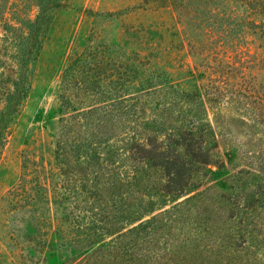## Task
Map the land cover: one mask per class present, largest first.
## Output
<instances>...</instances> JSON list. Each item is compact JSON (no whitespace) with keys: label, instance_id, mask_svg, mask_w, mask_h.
<instances>
[{"label":"rangeland","instance_id":"rangeland-1","mask_svg":"<svg viewBox=\"0 0 264 264\" xmlns=\"http://www.w3.org/2000/svg\"><path fill=\"white\" fill-rule=\"evenodd\" d=\"M35 1L0 0V111L17 83L26 24L37 14ZM175 1L176 8L167 6L165 0H63L62 9L54 13L49 31L40 39V51L27 69L28 96L0 143V264H118V249L113 245L103 250L100 244H90V231L83 230L82 225L77 229L73 219L88 217L97 226L107 224L114 232L126 231L172 207L180 208L183 217L177 224L162 225L158 233L144 238L150 249L166 241L171 248L181 244L188 248L183 252L190 259L191 240L200 242V247L213 244L214 250L236 241L235 232L217 222L214 214L219 212L226 219L235 195L240 203L242 198L247 201L257 185H264V106L241 98L218 110L206 101L197 103L182 94L192 88L196 77L194 60L182 41L178 13L184 11L187 1L195 3L192 8L201 5L198 0ZM190 18L193 20V15ZM227 54L240 62L237 64L243 63L248 77L257 78L259 93L264 50L246 38ZM121 59H127L124 62L132 70L138 67V61L149 63L155 74L164 72L169 83L165 84V77L155 80L164 83V90L156 96L139 95L132 86L123 95L127 107L133 106L127 111L118 105ZM70 65L79 70L81 86L88 88L85 93L76 89L79 86L63 87V74ZM169 85L172 88L166 90ZM63 93L82 103L83 111L98 108L91 116L104 119L100 128L107 133L108 145L101 148L89 169L84 161H76V151L69 147L83 136L86 123H92L93 118L86 115L80 119V130L69 127L65 142L60 120L68 117L69 125L70 117L77 114L62 111ZM178 114L206 126L205 150L216 146L210 155L218 163L198 170L194 178L198 190L179 199H162L150 186L157 183L160 173L149 167L133 172L138 181L118 185V128L124 134L137 131L148 135L153 129L147 123L154 120L175 127L179 123L173 117ZM138 116L140 123L136 126ZM164 135L160 139L164 140ZM58 141L65 146L66 166L56 161ZM119 163L135 165L123 161V157ZM202 192L205 194L197 197ZM194 196V200H187ZM256 197L262 199L263 195ZM120 198L130 199L129 205L121 209ZM163 200L165 206H157ZM150 202L155 208L147 213ZM120 212L122 217L128 215L126 221L138 214L143 218L124 225ZM114 238L106 236L104 242ZM213 255L208 258L212 264H264V249L244 252L240 262L234 257L229 262L215 261Z\"/></svg>","mask_w":264,"mask_h":264},{"label":"trees","instance_id":"trees-1","mask_svg":"<svg viewBox=\"0 0 264 264\" xmlns=\"http://www.w3.org/2000/svg\"><path fill=\"white\" fill-rule=\"evenodd\" d=\"M165 1L169 7L176 8L178 5L175 0ZM35 2L37 14L32 21L26 24V33L18 57L20 72L17 83L13 91L6 96L4 106L0 111V143L4 139L8 127L13 123L19 106L28 96L27 69L32 58H35L40 51V39L49 31L54 13L63 7V0H36ZM198 3L201 7L197 5L196 8H192L195 3L187 1L184 11L178 13V24L180 23L183 35L182 41L194 60L196 77L191 85L192 88L182 91V94L194 102L198 101L197 103L206 101L218 110L241 98H247L250 103L264 106V74L261 77V89L259 93H256L257 78L248 77L244 72L245 68L242 67L243 63L237 64L240 62L231 59L227 54V50L244 42L246 38H251L259 48L264 50V0H198ZM192 15L193 20H191L192 17L190 18ZM124 60L127 59L118 61V105L128 111L133 106L127 107V101L123 99V95L132 86L139 95L156 96L164 90L161 87V84L164 83L155 80L165 77L166 84L169 83V79L164 72L155 74L154 66L149 63L138 61L140 71L137 69L138 67L132 70ZM75 68L73 69V66L70 65L64 71L63 87L67 90L69 87L74 89L72 87L79 86L76 89L85 93L88 88L81 86L82 81H79L81 78L77 77L79 70L76 71ZM111 76L109 75V78ZM96 78L99 79V77ZM110 81L109 84L112 85ZM71 84L74 85L71 86ZM171 86L169 85L166 90L172 88ZM107 94L110 93L107 92ZM70 98L71 96L66 93L60 95L62 111H72L77 114L75 117H70L72 123L69 125L68 117L60 120L61 136L64 135L65 142L67 131L70 128L74 127V129L80 130L82 127L79 120L86 115L92 117L91 115L98 110V108H91L83 111L80 107L82 103L75 102ZM180 116H184V114ZM180 116L178 114L173 117L175 122L179 123L175 127L154 120L151 121V124L147 123L153 129H149L151 134L148 135L139 134L140 132L137 133V131L132 134H124L118 128V171L121 168L118 173V185L126 182L129 184L128 181H138L137 175L135 177L132 175L133 172L140 171L142 167H149L160 173L157 183L152 182L150 186L162 199L172 198L175 200L198 190L199 184L194 183L196 173L198 170L217 165L218 162L210 155L211 150L216 146L212 145L209 150H205L203 146L206 143V126L196 123L194 119L186 121ZM92 118V123L89 122V125L86 123L87 130L84 131L83 136L76 139V143L69 147L73 152L76 151L77 155L85 154L84 157L76 155L75 158L77 162L84 161L87 164V169H89V165L95 164L92 162L99 158L101 148L108 145V140L105 138L107 133H102L100 128L103 126L104 119L96 115H93ZM169 119L167 117L166 121ZM137 122L140 123L139 116L135 121L136 126ZM119 124L118 119V126ZM164 132L166 135L162 140L160 138ZM110 146L113 147V145ZM64 147L61 141L55 143V157L60 165L66 166ZM121 157H123V161L126 160L135 165L120 166ZM99 167L102 166L99 165ZM247 174L249 173L247 172ZM94 178L99 182L97 177ZM135 186L137 187L138 184L136 183ZM259 193L263 195L262 199L256 197ZM204 194L205 192L197 194V197H202ZM195 197H190L187 200H194ZM238 198L235 195L234 203L231 204L226 219L219 212L214 214L217 222L227 225L228 230L235 232L233 237L237 238L236 241L232 244L216 246L217 250H214L215 245L213 244L200 247V242L191 240L190 259L183 252L188 250L184 245L178 244L172 248L170 245L169 248V242L166 241L162 243V246L154 245L150 249L148 240L144 239L158 233L162 229V225L164 227L168 223L172 225L180 222L183 217L180 208L172 207L174 209L171 211L163 210L161 215H155L137 228L134 227L126 231L114 232L107 224L97 226V222L88 217L87 220L81 217L80 219L75 218L73 221L74 224H77V229H81L79 227L82 225L83 230L90 231L88 235L92 240L89 242L90 244H100V249L103 250L114 245L118 249V264H212L208 258L212 257L213 253V256L216 257L215 261L224 259L229 262V259L234 257L240 262L241 254L244 252L252 249H264V185H257L255 193L247 201L242 198L240 203ZM129 200L120 198L118 200L120 208L127 207ZM164 202V200L161 201L157 206L164 207ZM154 208V202H150L147 213L153 212ZM120 215L119 218H121V222H125L124 225L143 218L138 214L131 221H126L128 215L125 213V217H122V212ZM110 235H114L115 238L112 241L104 242V238ZM141 240L144 241L142 244L139 243ZM193 242L197 245H194Z\"/></svg>","mask_w":264,"mask_h":264}]
</instances>
